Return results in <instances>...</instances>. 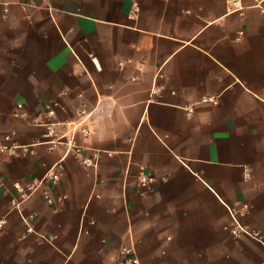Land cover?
I'll return each instance as SVG.
<instances>
[{
	"label": "crops",
	"instance_id": "crops-1",
	"mask_svg": "<svg viewBox=\"0 0 264 264\" xmlns=\"http://www.w3.org/2000/svg\"><path fill=\"white\" fill-rule=\"evenodd\" d=\"M240 3L0 0V148L30 149L0 150V264H113L122 246L140 264H264V12ZM230 210L261 238L232 236Z\"/></svg>",
	"mask_w": 264,
	"mask_h": 264
},
{
	"label": "built area",
	"instance_id": "built-area-1",
	"mask_svg": "<svg viewBox=\"0 0 264 264\" xmlns=\"http://www.w3.org/2000/svg\"><path fill=\"white\" fill-rule=\"evenodd\" d=\"M229 8L230 9H241L242 5L240 3V0H227ZM255 5L260 9L261 12H264V0H255ZM203 100L216 102L217 98L216 96H207L204 97ZM22 105L18 104L17 108L18 110L14 112L15 115H19V110L21 109ZM191 110V109H189ZM49 113H52L51 110H49ZM83 134L87 136L89 134V129L84 128L82 130ZM4 139L7 141H11L10 146H3L0 148L1 151H6L7 153L13 154L15 151L19 150L22 152H29L30 149L27 145H20L12 140V134H6L4 136ZM76 155L79 157L80 162L83 164L84 167H93L96 166L99 153L97 150H93L92 153L89 156H85L81 154V149L79 147H75L74 149ZM64 173V166L61 161L56 162L50 170L46 174L47 181L51 183L58 182ZM154 181V178L147 174L144 171V166H140V172L137 178V184L139 186H148L151 182ZM39 181H32L28 182L26 184H20L18 182L13 183V188L18 194L17 198L11 199V205L13 208L20 211V203L26 200L33 192L37 190L39 187ZM42 195L45 199V201L48 204H51L53 202V198L51 195V190L48 186H45L42 190ZM230 216H231V225L229 226V232L232 236H240V235H248L252 236L254 238L260 239L261 236L257 234L256 232H249L244 228V226L240 223L238 218L236 217L235 213H233L230 210ZM21 217L23 221L27 225V232H31L32 226H31V219L33 218L32 214L24 215L21 214ZM7 225V218L5 216H0V232L5 228ZM113 264H140L139 258L136 255L133 247L131 246H122L119 249V258L116 260Z\"/></svg>",
	"mask_w": 264,
	"mask_h": 264
}]
</instances>
